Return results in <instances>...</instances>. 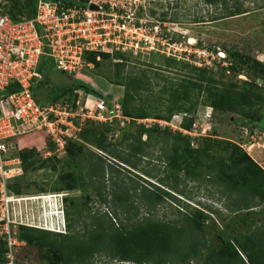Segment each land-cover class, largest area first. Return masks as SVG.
<instances>
[{
  "label": "trees",
  "instance_id": "trees-1",
  "mask_svg": "<svg viewBox=\"0 0 264 264\" xmlns=\"http://www.w3.org/2000/svg\"><path fill=\"white\" fill-rule=\"evenodd\" d=\"M36 1L10 0L6 11L13 20L32 17ZM205 1L223 4L226 16L247 11L244 0H233L232 5L231 0ZM224 50L229 65L218 71L152 53L163 60L149 64L154 74L147 68H129V56L138 57L130 53H101V60H96L97 52L89 53L87 59L94 62V68L108 59H121L114 62V83L124 87L119 101L128 121L121 126L117 119L112 123L86 119L83 124L76 119L80 130L67 137L63 156L54 151L53 139L43 130L6 139L23 169L20 177L10 181L11 192L26 195L31 185L23 180L26 174L46 167L58 170V162L63 161L66 168L59 170L50 190L67 192L64 202L73 206L75 216L83 214L81 232L12 226L26 243L20 252L35 247L44 264H98V259L132 264H264V168L260 163L240 142L219 137L215 130L199 136L194 144L189 135L170 126L141 121H170L183 114L181 126L190 129L203 105L240 115L250 132L261 128L264 88L257 79L264 76V60L231 47ZM46 52L45 48L38 65L43 78L32 86L40 103L66 101L74 107L79 91L100 95L80 81L49 86V75L56 67ZM42 92L45 97L41 102ZM46 150L52 153L45 156ZM191 182L215 187L226 211L193 202L186 188ZM35 184L39 192L49 191ZM75 190L83 191V207L69 196ZM41 197L49 200L43 195L34 198ZM96 201L98 207L94 208ZM164 204L174 208L172 217H156L158 207ZM18 207L14 201L13 213L22 219ZM25 217L40 226L34 224L29 210ZM217 219L223 222L220 228ZM6 249V240L0 237V263L5 262Z\"/></svg>",
  "mask_w": 264,
  "mask_h": 264
},
{
  "label": "built area",
  "instance_id": "built-area-1",
  "mask_svg": "<svg viewBox=\"0 0 264 264\" xmlns=\"http://www.w3.org/2000/svg\"><path fill=\"white\" fill-rule=\"evenodd\" d=\"M9 2L0 0V237L6 240L7 246L5 262L0 264H18L20 248L26 244L17 237L13 224L41 227L11 216L13 202L27 195L9 190L10 181L22 175L23 169L21 159L11 155L13 145L6 139L43 130L53 139L54 151L60 152L65 148L67 137L76 136L80 130L76 119L81 124L86 119L111 123L117 119L121 126L128 121L122 116L120 101L108 104L100 95L95 96L93 110L87 108V102L83 103L80 97L74 107L66 101L40 103L32 86L43 78L38 65L45 48L54 66L71 75L84 68H94V62L87 59L92 52H97L96 60H101V53L125 52L133 56L159 53L199 67L229 65L228 54L221 47L199 45L198 40L192 42L190 37L187 39V30L181 23L153 17L151 0H87L85 3L71 0L69 5L65 0H37L34 16L19 20H13L7 13ZM260 56L264 60V55ZM240 77L246 79L245 75ZM257 83L264 88V76L258 78ZM12 87L14 89L9 90ZM209 117L210 113H197L190 129L181 126L179 129L188 135H207ZM141 121L148 125L169 126L168 121L155 118ZM256 133L262 135L261 130L250 132L247 126L243 127V136L248 141ZM51 153L52 150H46L44 155ZM65 194L47 192L41 195L51 199Z\"/></svg>",
  "mask_w": 264,
  "mask_h": 264
},
{
  "label": "rangeland",
  "instance_id": "rangeland-1",
  "mask_svg": "<svg viewBox=\"0 0 264 264\" xmlns=\"http://www.w3.org/2000/svg\"><path fill=\"white\" fill-rule=\"evenodd\" d=\"M233 3V0H231L229 5H232ZM244 7L247 10L245 13L226 16V8L223 4L212 5L205 0H151L150 14L156 18H162L165 16L166 20L181 23L183 28L187 30V39L190 37L194 40H198L201 45L208 47H221L222 49L225 47H231L241 50L246 54H250L255 58L257 56L261 57L260 54L264 52V0H244ZM194 40L192 42H194ZM114 62V60L108 59L103 61L99 67H95L94 69L84 68L72 75L61 72L55 68L49 75V79L52 82L49 86H53V84L63 85L80 81L81 83L84 82L91 85L93 90L103 97H106V100H109L110 102L119 101L124 94V87L114 83L116 74ZM161 63H163V60L153 54L139 55L138 57L129 56V61L127 62L129 68H147L151 74H154V71L150 69L149 64L157 65ZM220 67H222V65L214 67V70L218 71ZM103 82L107 83L110 88L115 87L113 90L110 89L113 93L107 94L106 91H104L101 86ZM78 94V97H80L83 102H85L87 98L93 100L87 104V108L93 110L96 99L95 96L98 95L95 92L86 94L84 91H79ZM43 97H45L44 92L39 96L41 102ZM208 110L210 111L207 112ZM197 113H201L202 115L204 113H210L209 132L211 133L215 130L219 137H225L240 142L264 168V131L261 130V128L264 129V117L259 122L261 128L257 127V129L254 130L256 132L261 130L262 135L256 133L255 137L248 141L243 136L244 124L240 115L235 113L216 112L210 107L203 105L198 107ZM182 119L183 114L174 115L172 119L168 121L170 128L174 131H180L179 126H181ZM201 123L203 124L204 122ZM189 136L193 139V143L196 144L195 139L199 136ZM64 152V150H61L59 153L60 156H63ZM154 154H158V152H155ZM62 167H65L63 161L58 162V170H54L52 167H46L30 171L23 177L25 178L23 180L31 182V185L26 193L27 196L18 202V208L21 209L19 211H22L23 217L22 219L18 217L17 220L29 223L27 217H25L29 210V215L34 224L41 223V227L46 226L51 230L68 228V230L72 232L83 231V214L80 217L75 216L73 214L74 208L69 202L62 203L61 201L59 202L60 197L55 196L50 199L48 195V201L42 197L40 199L34 198L42 196V193L39 192L35 182L44 186L49 190L48 192L54 193V191H51L50 189L52 184L57 180L59 170ZM186 188L193 196V202L211 204L215 207H219L224 212L226 211L223 204L218 201L219 194L216 188L212 185H199L197 182H191ZM69 196L74 198L75 201L83 207V191H70ZM93 207H98L97 201L93 203ZM102 208L106 209L105 207ZM68 210L69 214L67 213ZM157 210L156 217L170 218L173 216L172 210H174V208L169 204H164L159 206ZM11 216L17 218L13 213L12 206ZM217 221V226L220 228L223 222L220 219H217ZM17 225L18 223L13 224V227L15 228ZM211 228L214 232L213 227ZM213 235L215 238L216 235ZM18 259L19 264H44L39 257L38 249L35 247L23 249L20 252ZM97 262L98 264H132L129 262L121 263L118 261L108 262L102 259H98Z\"/></svg>",
  "mask_w": 264,
  "mask_h": 264
},
{
  "label": "crops",
  "instance_id": "crops-1",
  "mask_svg": "<svg viewBox=\"0 0 264 264\" xmlns=\"http://www.w3.org/2000/svg\"><path fill=\"white\" fill-rule=\"evenodd\" d=\"M101 86H102V88L104 89V91H106L107 94H111V93H113V92H111L110 89L113 90V89L115 88V87L110 88V86H108L107 83H104V82H103V84H102ZM108 89H109V90H108ZM104 98H105V97H104ZM92 101H93V100L90 99V98H89V99L87 98V99L85 100V102H87V104L90 103V102H92ZM11 155L17 157V155L15 154L14 150L11 151ZM20 176H21V175H17L16 177H20Z\"/></svg>",
  "mask_w": 264,
  "mask_h": 264
},
{
  "label": "clouds",
  "instance_id": "clouds-1",
  "mask_svg": "<svg viewBox=\"0 0 264 264\" xmlns=\"http://www.w3.org/2000/svg\"><path fill=\"white\" fill-rule=\"evenodd\" d=\"M208 107V106H207ZM66 194L63 196V197H60V199H59V202L61 201L62 203H64V198L68 195V193L67 192H65ZM62 211H63V209H62Z\"/></svg>",
  "mask_w": 264,
  "mask_h": 264
},
{
  "label": "bare ground",
  "instance_id": "bare-ground-1",
  "mask_svg": "<svg viewBox=\"0 0 264 264\" xmlns=\"http://www.w3.org/2000/svg\"><path fill=\"white\" fill-rule=\"evenodd\" d=\"M194 39L193 38H191V41H193Z\"/></svg>",
  "mask_w": 264,
  "mask_h": 264
}]
</instances>
